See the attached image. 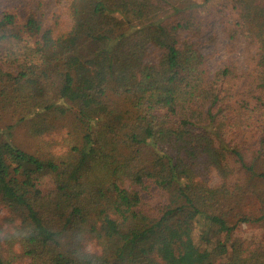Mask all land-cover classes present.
<instances>
[{"label": "trees", "instance_id": "obj_1", "mask_svg": "<svg viewBox=\"0 0 264 264\" xmlns=\"http://www.w3.org/2000/svg\"><path fill=\"white\" fill-rule=\"evenodd\" d=\"M227 1L254 52L246 70L212 75L181 40L213 15L212 0H72L59 33L27 19L32 56L0 51V264H264L208 183L209 167L232 190L264 181V0ZM15 24L0 14V46L27 40ZM150 44L163 50L156 63ZM60 121L62 151L13 139L18 124L37 139ZM199 219L204 247L191 241Z\"/></svg>", "mask_w": 264, "mask_h": 264}, {"label": "rangeland", "instance_id": "obj_2", "mask_svg": "<svg viewBox=\"0 0 264 264\" xmlns=\"http://www.w3.org/2000/svg\"><path fill=\"white\" fill-rule=\"evenodd\" d=\"M71 1L0 0V14L4 12L13 13L16 17V28L25 38L27 37L25 23L30 16L39 21L42 30L51 27L55 33H59L68 30L72 25ZM208 8L212 10L213 15L204 22L198 31L182 32L181 40L194 43L201 51L205 57L206 67L210 75L226 65H233L240 70H246L249 66V57L254 52V47L242 34L234 32L236 19L229 8L228 1L212 0L208 4ZM36 40L37 37H32L23 42H4L0 46V51L12 55L13 58L30 57L32 51L36 48ZM162 54V49L150 44L145 61L146 63H156ZM68 129V124H63L60 121L51 131L37 139L30 137L21 124L16 125L12 133L15 143L23 149L42 155L62 151L65 148L63 139L67 137ZM147 136L148 133L143 132L138 135V139L145 140L148 138ZM207 175L208 183L220 193H223L221 195V211L230 224L236 225L234 235L248 244L261 246L264 249V181L258 179L251 183L249 188L232 190L229 187H223L222 176L216 168L209 167ZM171 177V173L168 171L166 177H164V182H170ZM7 215L8 210L3 204H0L1 223ZM2 224L8 227L7 224ZM204 228L203 219H199L194 224L191 235V241L202 247L205 246V242L201 239ZM223 235L211 236L213 243H216L218 238L222 239ZM85 245L92 252L100 251L94 240H88ZM16 250L21 253L19 245H16ZM28 261L29 259L26 256L20 255L18 264H28Z\"/></svg>", "mask_w": 264, "mask_h": 264}]
</instances>
